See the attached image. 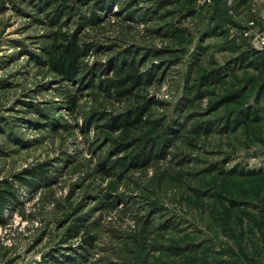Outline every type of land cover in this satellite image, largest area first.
<instances>
[{"label":"rangeland","instance_id":"374dc122","mask_svg":"<svg viewBox=\"0 0 264 264\" xmlns=\"http://www.w3.org/2000/svg\"><path fill=\"white\" fill-rule=\"evenodd\" d=\"M251 21L264 0H0V264H264Z\"/></svg>","mask_w":264,"mask_h":264},{"label":"trees","instance_id":"16d2710c","mask_svg":"<svg viewBox=\"0 0 264 264\" xmlns=\"http://www.w3.org/2000/svg\"><path fill=\"white\" fill-rule=\"evenodd\" d=\"M65 52L66 53L63 52L62 55L57 56L56 59L54 61H52V64H51L52 70L61 76L68 74V68L69 67H68L67 63H70V65H72L73 63H75L77 61L75 53H72V52L67 51V50ZM247 53H248V56L245 58V62L247 61V63H246L247 65L250 64L252 62L251 60L255 59L256 56L264 55V53H256V52L252 51L251 49H249V51ZM249 113H250V115H256V110L250 111ZM245 115H244V117H246ZM256 119H258V118L255 116L253 121ZM244 122H245L244 119H242V121H235L234 123H235V126H238L239 124L244 123ZM4 202H5L4 192L0 191V212L4 208V205H5ZM89 240H91V239L89 238Z\"/></svg>","mask_w":264,"mask_h":264},{"label":"built area","instance_id":"2783aa9c","mask_svg":"<svg viewBox=\"0 0 264 264\" xmlns=\"http://www.w3.org/2000/svg\"><path fill=\"white\" fill-rule=\"evenodd\" d=\"M207 3L210 0H206ZM244 38L250 40V48L256 53H264V33L258 31L254 22H249L246 26L241 29Z\"/></svg>","mask_w":264,"mask_h":264}]
</instances>
